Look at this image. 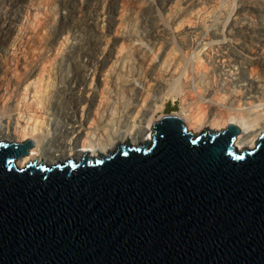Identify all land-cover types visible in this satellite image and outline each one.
<instances>
[{
    "label": "bare ground",
    "instance_id": "obj_1",
    "mask_svg": "<svg viewBox=\"0 0 264 264\" xmlns=\"http://www.w3.org/2000/svg\"><path fill=\"white\" fill-rule=\"evenodd\" d=\"M130 2L134 5L121 0H0V140L32 142L16 167L76 162L85 150L99 158L98 153L106 156L116 142L127 139L130 146L143 144L151 139V123L171 94L161 87L166 78L176 91L171 97L180 101L172 115L183 120L187 131L197 135L206 126L212 132L233 123L240 130L235 150L254 147L264 132V0L230 2L228 18L217 22L214 17L213 27L196 24V19L202 13L214 15L228 0ZM154 4L174 23L167 31L170 42L161 40L158 27L149 25L154 19L147 17L140 22L149 27L141 25L138 33L150 39L151 50L123 46L120 37L130 39L141 8ZM85 25L96 34L90 48L76 41ZM243 32L253 44L230 41L229 36ZM203 34L217 38L206 41L216 45L212 58L205 53L187 65L185 58L181 66L174 43ZM90 50L95 56H89ZM86 53L93 67L84 62L86 55L80 62Z\"/></svg>",
    "mask_w": 264,
    "mask_h": 264
},
{
    "label": "water",
    "instance_id": "obj_2",
    "mask_svg": "<svg viewBox=\"0 0 264 264\" xmlns=\"http://www.w3.org/2000/svg\"><path fill=\"white\" fill-rule=\"evenodd\" d=\"M172 114L151 139L50 166L0 140V264H264V132L187 131Z\"/></svg>",
    "mask_w": 264,
    "mask_h": 264
},
{
    "label": "rangeland",
    "instance_id": "obj_3",
    "mask_svg": "<svg viewBox=\"0 0 264 264\" xmlns=\"http://www.w3.org/2000/svg\"><path fill=\"white\" fill-rule=\"evenodd\" d=\"M119 1V0H118ZM121 1H124V3L127 5V6H130L133 2H130V0H121ZM153 1H155V2H159V1H162V0H153ZM229 2H226V6L225 5H223V6H221V7H219V9H217V13H215L214 15H210L209 16V14H207V13H205V14H201V18L200 17H198L197 19H196V21H198V23L196 22V24H199V22H200V24L202 23L203 25H209V26H214L215 24H214V22H215V18H216V20H217V22H220V21H224V20H222V19H227L228 18V16H229V12H231V8L234 6V5H232V4H236L237 3V1L238 0H228ZM234 1V2H233ZM232 4H231V3ZM131 3V4H130ZM134 5V3L131 5V6H133ZM161 5H159V4H157V6L155 7V4H154V6H149V5H144L141 9L143 10V11H141L140 10V12H139V14H138V20H139V22H137L136 23V25H134L135 26V31H133L132 32V34H131V36H130V39L128 40L127 38H125V37H120V39L122 40L121 42H123V46H125V47H128V46H131V44H135V45H133V46H140L141 48H148L149 47V49H147V50H151L150 48V46L149 45H151V43H150V39H148V38H146V37H141V35L138 33V31L139 30H141L142 28H141V25L143 26L144 24H142L140 21L141 20H143V19H145V18H152V19H154L153 21H154V23L153 22H151V21H149L150 23H152V24H149L150 26H154V24H155V26L154 27H158V30H159V34H160V38H161V40L165 43V42H170V37L168 36V34H167V31H169L172 27H173V25H174V23L171 21V20H168L167 18H166V16L164 15V10H162L161 9V7H160ZM232 6V7H231ZM150 7V8H149ZM158 7V8H157ZM160 7V8H159ZM160 9V10H159ZM227 9V10H226ZM219 10H220V12H219ZM223 10V11H222ZM148 11V12H147ZM160 11V12H159ZM144 12V13H143ZM155 12H156V14H155ZM149 13V14H148ZM152 13H154V14H152ZM163 13V14H162ZM219 13V14H218ZM145 14V15H144ZM151 14V15H150ZM165 14H166V12H165ZM228 14V15H227ZM150 15V16H149ZM219 15H221V16H219ZM225 16V18H224V16ZM143 16V17H142ZM161 16V17H160ZM203 16V17H202ZM204 16H205V18H208V19H204ZM160 17V18H159ZM215 17V18H214ZM143 18V19H142ZM162 18V19H161ZM164 18H165V20H164ZM214 18V19H213ZM218 18H219V20H218ZM156 19V20H155ZM166 21V22H163V21ZM209 22H208V21ZM211 20H213V21H211ZM160 21V22H159ZM203 22H205V23H203ZM211 22V23H210ZM212 22H213V24L214 25H212ZM140 23V24H139ZM161 24H162V27H161ZM165 24H167V25H165ZM86 26H87V30H86ZM89 25H85V26H81V28H79V30H78V32H77V38H76V41L78 40V45H83V46H85V47H88L89 46V48L91 47V45H92V42L95 40L94 38H95V36H96V34L94 33V31L92 30L91 31V27L89 26ZM136 26H138V27H136ZM144 26H146V25H144ZM148 26V25H147ZM146 26V27H147ZM85 27V28H84ZM149 27V26H148ZM84 28V30L82 31V29ZM132 28V27H131ZM139 28H141V29H139ZM143 28H145V27H143ZM163 28V29H162ZM170 28V29H169ZM146 29V28H145ZM161 29V30H160ZM81 30V31H80ZM80 31V32H79ZM90 33V34H89ZM137 33V34H136ZM165 33V34H164ZM93 36H92V35ZM166 34H167V36H166ZM241 34V35H240ZM249 33H246V32H243V33H239V34H235V35H231V36H229V38H230V41L231 42H233V43H235V42H237V41H239V42H242V44H246V45H251V44H253L254 42V40H253V38L251 37V36H249L248 35ZM95 35V36H94ZM140 35V36H139ZM161 35H163V36H161ZM205 37H204V36ZM203 35H201V38H199V39H195V40H197V41H195L194 39H193V37L192 36H188V38L189 39H187L185 42H184V44H178L177 42L176 43H174V44H176V46H178L177 47V53L178 54H180L178 57H179V59H178V61H179V63H180V65L182 66H184L185 65V63H186V65H187V61H188V59H189V62L188 63H191L192 64V61L196 58V57H205V53L206 54H209L208 56L210 57L209 59H211L212 58V56H213V54H214V52L216 51V45H213V42H212V44L209 46V44H208V42H209V39L210 40H213V41H215L214 39H217L216 37H214V36H210V34H203ZM80 36V38H78ZM135 36V37H134ZM203 36V37H202ZM209 36V37H208ZM242 36V37H241ZM141 37V38H140ZM207 37V38H206ZM211 37V38H210ZM236 37V38H235ZM247 37V38H246ZM92 38V39H91ZM241 38V39H240ZM249 38V39H248ZM91 39V40H90ZM120 39L118 40V42H120ZM132 39V40H131ZM134 39V40H133ZM240 39V40H239ZM205 40V41H204ZM208 40V42H206ZM236 40V41H235ZM83 41V42H82ZM129 41V42H128ZM245 41V42H244ZM132 42V43H131ZM144 44H143V43ZM201 42H203V43H205L204 45L206 46H204L203 45V43H201ZM125 43V44H124ZM186 43V44H185ZM188 43V44H187ZM190 43H192V44H190ZM193 43H195L194 45H193ZM197 43H200L199 45H197ZM145 44H147V45H145ZM202 44V45H201ZM128 45V46H127ZM195 45H197V46H195ZM209 46V47H208ZM201 47H202V49H201ZM215 47V48H214ZM184 48H185V50H184ZM195 49V53H194V49ZM203 48H205V49H203ZM208 48V49H207ZM211 48V49H210ZM212 48H214V49H212ZM181 50V52H179ZM183 50H184V52H183ZM190 50L192 51V53H190ZM205 50V51H204ZM208 50V51H207ZM212 50H214V51H211ZM87 52V51H86ZM183 52V53H182ZM187 52V53H186ZM197 52H198V54H197ZM93 52L90 50V53H89V56H95V54L93 55L92 54ZM182 53V54H181ZM200 53V54H199ZM211 53V54H210ZM86 55V56H85ZM185 56L184 57V59H183V56ZM187 55V56H186ZM190 55V56H189ZM85 56V57H84ZM195 56V57H194ZM81 57V58H80ZM80 57H79V60H80V62H82L83 61V58L82 57H84V62H88V65H87V67L89 66V67H93L94 65H92V63L93 62H91V61H89V58H87L88 57V55H87V53L86 54H81L80 55ZM191 59H190V58ZM87 60H86V59ZM185 58H186V60H185ZM192 58H194V59H192ZM82 60V61H81ZM92 60H93V58H92ZM185 60V63L183 62ZM181 61V62H180ZM169 78H166V80H163L161 83H162V85H161V87L164 89V90H169V92L171 93L170 95H166V98H165V104H164V106H163V108L161 109V110H159V111H157L156 112V114H155V117L156 118H159L160 116H162V115H166V114H172L174 111H177V109H179V105H180V101H179V98L177 97V96H174V97H171L172 95H173V93L174 92H176V91H174L173 92V90H170L169 88H170V85H171V82H170V80L172 81V79H169ZM168 80V81H167ZM166 81V82H165ZM160 83V84H161ZM164 84V85H163ZM168 84V85H167ZM181 84V83H180ZM166 86L168 87V88H166ZM180 86H182V85H180ZM166 89H165V88ZM172 98H174V100H172Z\"/></svg>",
    "mask_w": 264,
    "mask_h": 264
}]
</instances>
